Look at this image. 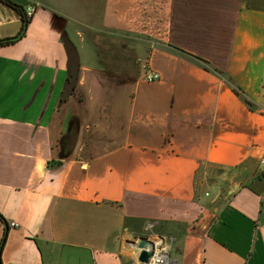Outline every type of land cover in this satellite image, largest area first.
I'll return each instance as SVG.
<instances>
[{
    "label": "crops",
    "instance_id": "0c3cea01",
    "mask_svg": "<svg viewBox=\"0 0 264 264\" xmlns=\"http://www.w3.org/2000/svg\"><path fill=\"white\" fill-rule=\"evenodd\" d=\"M13 1L37 9L0 47V264H128L148 223L180 264H264V0ZM20 28L0 2V39Z\"/></svg>",
    "mask_w": 264,
    "mask_h": 264
},
{
    "label": "rangeland",
    "instance_id": "374dc122",
    "mask_svg": "<svg viewBox=\"0 0 264 264\" xmlns=\"http://www.w3.org/2000/svg\"><path fill=\"white\" fill-rule=\"evenodd\" d=\"M83 0H55V4L64 11L69 12V8L70 6L72 8H75L76 6H78ZM94 5H96L98 3L99 0H92ZM234 174V173H233ZM216 177L212 178V180H209V182L204 183L203 185H199L200 190L204 191L205 193H208V198L212 201L214 199V201L217 202H224L227 201L229 199V194L228 192L231 189V186L236 183L239 182L241 180V178H239L238 176L232 175V174H228L226 172H220V173H215L214 174ZM220 203V204H221ZM150 225V226H149ZM145 228L144 230H140L138 233L136 232L134 235H130L128 234L126 237L123 238L122 240V251L124 254V258L127 259L126 263L131 264L132 263V258L134 257V248L131 244V242L135 241L136 243L139 241V238L142 237H149L151 234L152 235H157V228L154 227L153 224H145L144 225ZM167 229V231H163L161 232V234L163 236L172 238H178L180 237V232L179 230H176L174 226L172 227H165ZM156 229V230H155ZM160 232V231H159ZM160 235V234H158ZM175 241V239H174ZM179 241H177L174 244V247L171 250V257L172 258H180L179 256V252H180V246H179Z\"/></svg>",
    "mask_w": 264,
    "mask_h": 264
},
{
    "label": "built area",
    "instance_id": "2783aa9c",
    "mask_svg": "<svg viewBox=\"0 0 264 264\" xmlns=\"http://www.w3.org/2000/svg\"><path fill=\"white\" fill-rule=\"evenodd\" d=\"M37 6L35 4H30L26 7L27 16L32 18L36 12ZM145 80L148 83H153L159 80V75L147 72L145 74ZM262 165L264 167V157L262 159ZM150 226V225H149ZM151 242V247L148 249H140L138 253L133 255L131 264H180L179 258L171 257V250L174 247L175 241L172 238L161 236V235H150L147 237ZM142 251H147L152 253V256L149 258L148 262H140L139 256Z\"/></svg>",
    "mask_w": 264,
    "mask_h": 264
},
{
    "label": "water",
    "instance_id": "95a60500",
    "mask_svg": "<svg viewBox=\"0 0 264 264\" xmlns=\"http://www.w3.org/2000/svg\"><path fill=\"white\" fill-rule=\"evenodd\" d=\"M64 40L66 41L68 45V58H69V64H70V72L69 77L66 81L64 91L62 94V101H65L69 96H71L74 91L78 80V71H79V57L78 52L76 48H74L67 40V38L64 36ZM139 243H136L135 241L131 242V244H137L138 248H144L146 243L148 242V238L142 237L138 239ZM152 256V253L147 251H142V253L139 256L140 262H148L149 258Z\"/></svg>",
    "mask_w": 264,
    "mask_h": 264
},
{
    "label": "trees",
    "instance_id": "16d2710c",
    "mask_svg": "<svg viewBox=\"0 0 264 264\" xmlns=\"http://www.w3.org/2000/svg\"><path fill=\"white\" fill-rule=\"evenodd\" d=\"M0 2L3 3L6 6L14 9L20 16V21H21L20 33L16 37H13V38L0 39V47L14 45L26 35V32L28 30V26L32 22L33 17L32 18L28 17L27 16V12H26V7L23 6V5L17 4L13 0H0ZM197 59L200 60V61H203L202 59H199V58H197ZM218 74H220L221 76H224V77L226 76V75H224V73L219 72V71H218ZM245 101L249 105H251V103L247 99H245ZM0 221L2 223H4V224L6 223L5 219L3 218V216L1 214H0ZM6 236H7V232H5L2 244L0 246V254H1V251H2V246H3V244H4L5 240H6Z\"/></svg>",
    "mask_w": 264,
    "mask_h": 264
},
{
    "label": "bare ground",
    "instance_id": "6f19581e",
    "mask_svg": "<svg viewBox=\"0 0 264 264\" xmlns=\"http://www.w3.org/2000/svg\"><path fill=\"white\" fill-rule=\"evenodd\" d=\"M137 243H139V242H137ZM135 245V244H134ZM133 245V246H134ZM151 247V242H150V240H148V242L146 243V245H145V247L144 248H138V246H137V248L136 249H134L135 250V252H134V255L136 254V253H138V251L140 250V249H148V248H150ZM137 251V252H136Z\"/></svg>",
    "mask_w": 264,
    "mask_h": 264
}]
</instances>
